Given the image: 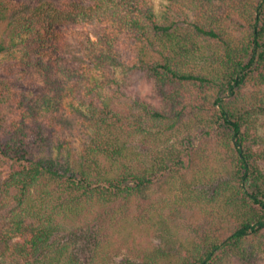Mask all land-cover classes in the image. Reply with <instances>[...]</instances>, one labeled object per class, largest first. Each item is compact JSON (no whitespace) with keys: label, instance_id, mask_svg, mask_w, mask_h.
<instances>
[{"label":"trees","instance_id":"16d2710c","mask_svg":"<svg viewBox=\"0 0 264 264\" xmlns=\"http://www.w3.org/2000/svg\"><path fill=\"white\" fill-rule=\"evenodd\" d=\"M0 264H264V0H0Z\"/></svg>","mask_w":264,"mask_h":264},{"label":"rangeland","instance_id":"374dc122","mask_svg":"<svg viewBox=\"0 0 264 264\" xmlns=\"http://www.w3.org/2000/svg\"><path fill=\"white\" fill-rule=\"evenodd\" d=\"M99 26H92V27H88L87 29H77L75 30L76 32L72 34V40L70 39L71 42H77L80 38V36L84 37L87 35V33H89L90 37L92 38L99 30ZM128 55H129V52L128 51H124V57L127 59L128 58ZM26 81H20V84H19V89L21 90H24L26 89ZM145 88V87H143ZM124 258L126 259V256L124 255V251H123V254L121 255H117L115 258H114V261L115 262H119L121 261V259Z\"/></svg>","mask_w":264,"mask_h":264}]
</instances>
